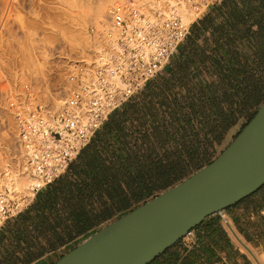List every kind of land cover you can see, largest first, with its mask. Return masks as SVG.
Segmentation results:
<instances>
[{"label":"crops","instance_id":"1","mask_svg":"<svg viewBox=\"0 0 264 264\" xmlns=\"http://www.w3.org/2000/svg\"><path fill=\"white\" fill-rule=\"evenodd\" d=\"M263 105L264 0H216L66 173L5 223L0 264L56 263L211 164ZM224 213L232 226L214 214L194 229L192 246L181 240L154 264H254L243 249L264 253V186Z\"/></svg>","mask_w":264,"mask_h":264},{"label":"built area","instance_id":"2","mask_svg":"<svg viewBox=\"0 0 264 264\" xmlns=\"http://www.w3.org/2000/svg\"><path fill=\"white\" fill-rule=\"evenodd\" d=\"M188 1L198 18L216 0ZM129 9L133 10L130 16L126 5L112 9L119 34L117 46L112 42L101 50L91 49L88 62L75 61L69 67L71 91L58 111L35 102L29 87L14 101L8 98L16 138L6 169L21 168L40 184L25 202L11 197L8 190H0V230L27 207L37 192L66 173L109 116L166 67L188 36L190 25L179 18L150 22L138 9ZM90 30V35L96 36L95 29ZM110 75L117 77L112 79ZM221 214L230 226L228 216L224 211ZM194 237V230L188 232L182 239L184 245L192 246Z\"/></svg>","mask_w":264,"mask_h":264},{"label":"water","instance_id":"3","mask_svg":"<svg viewBox=\"0 0 264 264\" xmlns=\"http://www.w3.org/2000/svg\"><path fill=\"white\" fill-rule=\"evenodd\" d=\"M264 186V105L209 165L102 228L54 264H151L208 217Z\"/></svg>","mask_w":264,"mask_h":264},{"label":"rangeland","instance_id":"4","mask_svg":"<svg viewBox=\"0 0 264 264\" xmlns=\"http://www.w3.org/2000/svg\"><path fill=\"white\" fill-rule=\"evenodd\" d=\"M99 1L0 0V168L9 162L8 159L15 149V120L9 109L8 98L25 94V88L29 87L34 93L32 97L36 99L35 102L49 104L54 110L60 108L58 105L66 100L71 91L68 80L69 67L75 61H80L82 56L87 57V53L91 51V44L94 42L90 29H95L97 37H103L108 30V27L103 28L104 30L99 28L93 20H89L81 30L72 23L73 16L80 12L91 13ZM151 15L153 16V13ZM156 15L164 16L163 13L155 11L154 17ZM189 19V24L195 20L190 13ZM79 29L81 36L83 35L81 39L79 37L80 42H85H82L84 45L90 43L86 53L81 55L76 50L72 54L63 38L65 33H75ZM56 99L58 101H55ZM230 134L228 141H232L238 131ZM21 175V179H27L25 182L28 181V184L22 186L19 191L31 198V178L25 173ZM230 222L232 224L231 219ZM243 250L254 264H264V253L252 247H249L248 251Z\"/></svg>","mask_w":264,"mask_h":264},{"label":"bare ground","instance_id":"5","mask_svg":"<svg viewBox=\"0 0 264 264\" xmlns=\"http://www.w3.org/2000/svg\"><path fill=\"white\" fill-rule=\"evenodd\" d=\"M118 5H126L127 8V13L128 16L131 15V9H138L143 15H145L146 20L150 22H155V21H164L168 20L171 17H176L181 20V22L188 26L190 25L188 23L189 19V13L192 18L196 19L197 13L192 7L191 3H189L188 0H100L98 4L95 5V7L92 9L91 13L87 12H80L79 14L73 16V24H76L80 29L81 27L83 28L84 25H87V22L89 20H93L97 25H99V28L102 27L101 29L107 28L108 30L106 31L105 35L103 34V37H97L94 36L92 37V41L94 43H97L96 45L93 43L91 44L90 49L94 50H101L103 49L105 44L112 43L113 45L117 46L116 44V38L119 35L118 30L115 28L114 23H113V17H112V9L115 6ZM157 11L159 13H163L164 16L162 15H156L154 17V12ZM153 13V16L151 15ZM110 23V24H109ZM93 25V24H91ZM95 25V24H94ZM108 25V26H107ZM110 25V27H109ZM85 27V26H84ZM76 31L75 33H68L64 34L66 35L63 38L65 40V44L69 46V51H72V54H74L73 51H78V54H84L86 53L85 51L89 48V44H82V40L80 42V39L82 38L81 36V30ZM103 29V30H104ZM85 31V30H84ZM79 32V33H77ZM85 35V34H84ZM87 35V34H86ZM89 35V34H88ZM80 37V39H79ZM86 38V37H85ZM95 39V40H94ZM97 39V40H96ZM85 41V40H84ZM87 41V39H86ZM100 41V42H98ZM85 43V42H83ZM92 43V42H91ZM22 44V43H21ZM90 51V50H89ZM103 51V50H102ZM104 52V51H103ZM77 54V52H76ZM88 54V53H87ZM85 57V56H84ZM82 56L81 62H88L89 58ZM26 65V64H25ZM90 76L91 74L88 73ZM112 79H116L117 76L110 75ZM17 97H12L11 101H14ZM61 98V97H60ZM54 100V99H53ZM62 100V98H61ZM55 101H58L57 99ZM60 103V102H59ZM57 103V105L59 104ZM65 101L63 100L58 106L62 108L64 106ZM52 104V103H50ZM56 105V106H57ZM57 106V109H58ZM59 108V109H60ZM58 109V110H59ZM55 108V111H58ZM27 174L31 178V184L29 187V196L33 195V188L40 184V182L32 177L31 174L27 173L25 170H22L21 168H16L13 171H9L5 167L0 168V190L9 191V195L11 197H19V200H28L30 197H26L23 195L19 189L23 186H26L28 183L25 182L26 180L23 181L22 175L21 174ZM26 188V187H25ZM24 189V188H22ZM230 222V220H228ZM231 223V222H230ZM232 226V225H231ZM252 251V250H251Z\"/></svg>","mask_w":264,"mask_h":264},{"label":"trees","instance_id":"6","mask_svg":"<svg viewBox=\"0 0 264 264\" xmlns=\"http://www.w3.org/2000/svg\"><path fill=\"white\" fill-rule=\"evenodd\" d=\"M254 117H255V115H254V116H253L251 119H253ZM168 251H170V250H168ZM175 259H176L175 257H172V260H171V262H173V263H174V262H175ZM152 264H154V262H153Z\"/></svg>","mask_w":264,"mask_h":264}]
</instances>
